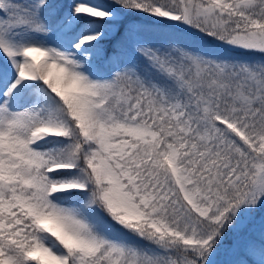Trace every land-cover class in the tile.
<instances>
[{"label":"snow or ice","instance_id":"snow-or-ice-1","mask_svg":"<svg viewBox=\"0 0 264 264\" xmlns=\"http://www.w3.org/2000/svg\"><path fill=\"white\" fill-rule=\"evenodd\" d=\"M0 264H264V0H0Z\"/></svg>","mask_w":264,"mask_h":264}]
</instances>
